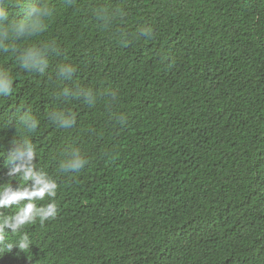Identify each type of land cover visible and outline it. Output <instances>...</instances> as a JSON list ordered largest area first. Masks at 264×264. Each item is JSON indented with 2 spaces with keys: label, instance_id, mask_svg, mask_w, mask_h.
<instances>
[{
  "label": "trees",
  "instance_id": "trees-1",
  "mask_svg": "<svg viewBox=\"0 0 264 264\" xmlns=\"http://www.w3.org/2000/svg\"><path fill=\"white\" fill-rule=\"evenodd\" d=\"M50 2L58 14L40 39L55 37L65 53L39 76L0 52V70L14 78L12 95L0 97V146L19 138L10 114L30 109L58 213L24 227V252L9 251L20 233L6 230L0 264H264V0ZM99 6L125 16L105 29ZM143 26L151 38L137 35ZM65 59L78 67L75 81L116 89L119 102L58 101L55 65ZM57 107L77 113L74 128L53 124ZM69 145L89 163L61 173ZM7 173L0 158V183Z\"/></svg>",
  "mask_w": 264,
  "mask_h": 264
},
{
  "label": "clouds",
  "instance_id": "clouds-1",
  "mask_svg": "<svg viewBox=\"0 0 264 264\" xmlns=\"http://www.w3.org/2000/svg\"><path fill=\"white\" fill-rule=\"evenodd\" d=\"M66 3L72 6L73 0H66ZM57 14L58 9L50 0H0V52L14 56L18 66L25 72L47 75L52 60L65 53L55 37L40 39L49 30ZM93 16L101 27L107 29L123 20L125 12L121 7L99 6L93 8ZM152 32L150 26H143L139 28L137 35L148 39ZM28 39H33V42L20 45V41ZM118 39L127 43V33L119 32ZM77 71V65L67 59L55 65V77L63 84L55 92L58 101H81L89 107H94L101 97H106L109 107L119 102V91L116 89H97L82 86L75 81ZM13 85V75L6 70H0V97L12 95ZM112 118L119 124L127 122L124 113H113ZM8 119V128H19V138L14 137L7 145L0 146V158L8 168L7 174L10 177L9 181L0 183V210L13 207L18 210L11 214L0 211V241L8 229L11 233H20L19 239L6 247L10 251L16 246L24 252L32 245L27 232L22 231L24 227L37 222L43 226L46 221L56 217L58 205L55 198L58 184L48 172L37 165L38 153L32 142V136L39 127L37 116L30 109L24 108L14 110ZM49 119L59 129L70 130L76 126L77 113L71 108L57 107L49 113ZM88 163L87 155L79 147L69 145L64 149L59 171L76 173ZM12 179L17 180L18 184L14 186ZM46 197V203H37L45 201Z\"/></svg>",
  "mask_w": 264,
  "mask_h": 264
}]
</instances>
